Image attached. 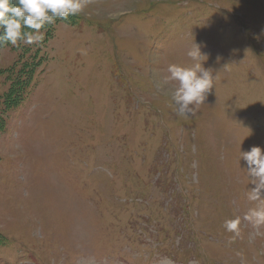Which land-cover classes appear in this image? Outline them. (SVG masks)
<instances>
[{
  "label": "rangeland",
  "instance_id": "374dc122",
  "mask_svg": "<svg viewBox=\"0 0 264 264\" xmlns=\"http://www.w3.org/2000/svg\"><path fill=\"white\" fill-rule=\"evenodd\" d=\"M41 31L0 46V264H264L241 161L264 149V0H91ZM194 42L214 87L178 116L156 85Z\"/></svg>",
  "mask_w": 264,
  "mask_h": 264
},
{
  "label": "clouds",
  "instance_id": "9594fccd",
  "mask_svg": "<svg viewBox=\"0 0 264 264\" xmlns=\"http://www.w3.org/2000/svg\"><path fill=\"white\" fill-rule=\"evenodd\" d=\"M90 2L91 0H0V29L3 30L0 46L39 45L45 39V33L41 29L55 24L58 19L66 20L70 15L81 13ZM187 56L193 61L192 65L170 64L167 68L168 75L156 85L158 90L163 85H171L170 96L176 114L185 117L195 115L197 106L205 103L215 79L210 69H206L201 62L207 55L202 53L199 44L194 42ZM241 161L246 165L247 174L253 181L247 199L255 203L244 214L243 220L253 227H259L264 225V149L254 145L247 151L241 150ZM240 225V216L224 221V229L232 233L230 242L241 235Z\"/></svg>",
  "mask_w": 264,
  "mask_h": 264
}]
</instances>
